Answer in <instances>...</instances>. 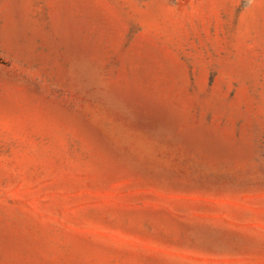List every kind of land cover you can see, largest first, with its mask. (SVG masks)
<instances>
[{"label":"rangeland","instance_id":"rangeland-1","mask_svg":"<svg viewBox=\"0 0 264 264\" xmlns=\"http://www.w3.org/2000/svg\"><path fill=\"white\" fill-rule=\"evenodd\" d=\"M0 264H264V0H0Z\"/></svg>","mask_w":264,"mask_h":264}]
</instances>
